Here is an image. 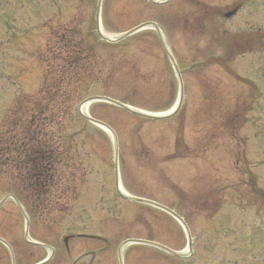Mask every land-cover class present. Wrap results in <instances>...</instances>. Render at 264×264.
Returning a JSON list of instances; mask_svg holds the SVG:
<instances>
[{
	"label": "rangeland",
	"instance_id": "1",
	"mask_svg": "<svg viewBox=\"0 0 264 264\" xmlns=\"http://www.w3.org/2000/svg\"><path fill=\"white\" fill-rule=\"evenodd\" d=\"M237 1L103 0L100 13V0H0L10 25L0 26V200L19 194L23 208L13 199L0 207V238L11 248L0 243V264L48 257L47 264H121L122 245L133 239L189 250L183 225L130 202L123 190L182 216L193 243L183 257L125 245L123 264H264V202L249 199L252 181L264 191V52L236 46L248 31L264 30V0L227 20L226 7ZM152 22L179 67L183 100L156 30L113 44L100 35ZM68 36L71 43L61 42ZM258 42L252 47H264V38ZM82 43L88 53L75 50L70 65L67 45ZM96 95L173 116L156 120L90 103L88 114L112 128L113 138L81 114ZM245 100L254 112L230 126L226 116ZM17 111L24 114L11 121ZM45 144L57 160H50L55 181L50 193L33 197L37 185L21 153ZM26 215L30 241L53 253L27 242Z\"/></svg>",
	"mask_w": 264,
	"mask_h": 264
},
{
	"label": "trees",
	"instance_id": "2",
	"mask_svg": "<svg viewBox=\"0 0 264 264\" xmlns=\"http://www.w3.org/2000/svg\"><path fill=\"white\" fill-rule=\"evenodd\" d=\"M251 107V102L250 101H247L245 100L244 102L241 103L240 106H238L237 108L239 109H236L234 115H230L231 119H243L246 115V113L249 111V108ZM37 149H34L35 150V154H33L32 156H36V164H34V168L36 170L39 171V175H38V172H36V175H35V181L40 184L38 185L36 188H33L34 190H32V196H38L40 198H42L43 195H46L47 193H50L49 190H48V185L45 187L41 182H53V177L51 175V173L48 170V168L50 167V160H55L57 161L56 159H53L54 158V155L53 153L52 154H49L50 151H42V149L38 146L36 147ZM41 178V179H40ZM37 179H39L40 183L37 181ZM47 193H46V191ZM44 197V196H43ZM255 201H263L262 200V197L259 195L258 198L254 199Z\"/></svg>",
	"mask_w": 264,
	"mask_h": 264
},
{
	"label": "water",
	"instance_id": "3",
	"mask_svg": "<svg viewBox=\"0 0 264 264\" xmlns=\"http://www.w3.org/2000/svg\"><path fill=\"white\" fill-rule=\"evenodd\" d=\"M113 102V101H112ZM113 103H115V102H113ZM115 104H118V105H120V106H122L121 104H119L118 102H116Z\"/></svg>",
	"mask_w": 264,
	"mask_h": 264
},
{
	"label": "bare ground",
	"instance_id": "4",
	"mask_svg": "<svg viewBox=\"0 0 264 264\" xmlns=\"http://www.w3.org/2000/svg\"><path fill=\"white\" fill-rule=\"evenodd\" d=\"M124 253V251H122V254Z\"/></svg>",
	"mask_w": 264,
	"mask_h": 264
}]
</instances>
